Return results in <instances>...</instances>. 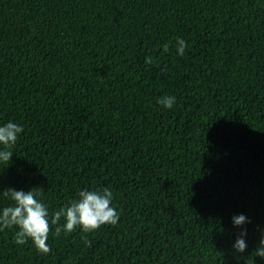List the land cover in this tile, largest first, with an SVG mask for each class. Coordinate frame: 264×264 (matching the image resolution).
<instances>
[{
    "label": "trees",
    "instance_id": "trees-1",
    "mask_svg": "<svg viewBox=\"0 0 264 264\" xmlns=\"http://www.w3.org/2000/svg\"><path fill=\"white\" fill-rule=\"evenodd\" d=\"M9 120L24 132L0 163V192L41 188L54 212L81 188L110 187L120 220L59 237L52 226L47 254L5 229L0 264H254L264 0H0ZM240 213L252 221L244 254L231 248Z\"/></svg>",
    "mask_w": 264,
    "mask_h": 264
},
{
    "label": "clouds",
    "instance_id": "clouds-1",
    "mask_svg": "<svg viewBox=\"0 0 264 264\" xmlns=\"http://www.w3.org/2000/svg\"><path fill=\"white\" fill-rule=\"evenodd\" d=\"M187 42L177 38V51L183 55ZM175 95H163L158 103L167 109H172L176 103ZM24 127L15 121L0 123V163L10 162L13 157L12 148L16 144ZM43 189L33 187L29 191L16 188H7L0 192V198L9 201L6 206L0 207V231L15 229L13 240L17 245L26 244L31 240L33 246L41 253H49L51 246L47 243L52 226H55V235L72 233L79 228L83 233H92L104 225L115 226L120 220V213L113 204L114 193L110 187L78 190L75 198L71 199L58 210L50 211L49 205L41 198ZM233 225L243 228L236 237L231 248L234 253L244 254L248 250L249 230L243 226L251 224L250 218L240 213L232 217ZM259 238L253 251L255 257L264 258V228L256 225ZM87 246L91 240L87 235L82 237Z\"/></svg>",
    "mask_w": 264,
    "mask_h": 264
}]
</instances>
